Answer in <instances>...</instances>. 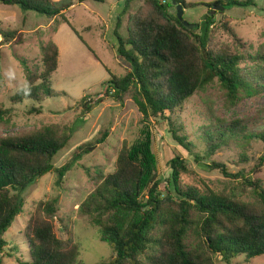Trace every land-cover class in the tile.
<instances>
[{"label": "trees", "instance_id": "16d2710c", "mask_svg": "<svg viewBox=\"0 0 264 264\" xmlns=\"http://www.w3.org/2000/svg\"><path fill=\"white\" fill-rule=\"evenodd\" d=\"M87 1L97 0H76L66 7H56L53 0H0V4L60 20L87 46L66 16L68 9ZM136 1L142 4L132 13L130 7ZM254 2L219 0L204 6L221 5L229 11L253 7ZM177 3L187 8L185 2ZM171 9L169 0H128L123 13L128 15L127 37L120 35L122 18L115 31L119 40L118 57L126 73L113 76L109 72L111 79L104 84L108 87L105 98L120 104L131 98L146 119L167 121L179 146L199 163L214 157L231 141L240 147L257 141L264 144V129L254 132L249 121L226 123L217 115L203 126L196 142L182 135L185 131L180 114L185 106L216 82L225 91L228 109L237 105L242 93L253 97L264 92V46L259 54L251 55L247 45L230 29L234 41L245 50L242 54L231 53L212 39L215 16L208 13L201 27L191 24L193 28H189ZM22 41L17 31L0 29V52L4 46L21 45ZM42 55L41 65L20 59L32 91L28 96L16 93L11 99L14 105L32 102L30 115H42L43 104L57 97L52 77L59 69V47L50 42L42 48ZM101 102L99 99L95 104H85L79 119L87 120ZM11 114V109L0 108V123L9 120ZM73 132L72 128L52 126L0 139V255L6 254L9 243L5 235L23 210L16 192L28 190L48 174L56 175L60 185L75 163L88 155L91 143L81 145L71 163L61 168L54 165ZM108 136L105 133L96 143L105 142ZM202 145L204 151L195 153L194 149ZM261 162L264 163V157ZM166 167L171 189L164 194L160 191L158 161L149 134L141 145L124 146L114 172H100L93 178L96 189L82 203L80 212L89 217L99 230L101 241L112 249L111 260L99 264H217L218 258L226 264H249L254 258L264 256L262 180L234 175L223 163L213 161L207 166L239 181L236 183L239 191L247 195L243 199L235 188L225 194L185 185L182 176L190 171L180 156L167 162ZM58 202L54 198L38 203L25 230L29 261L19 264H86L80 260V245L57 234Z\"/></svg>", "mask_w": 264, "mask_h": 264}, {"label": "rangeland", "instance_id": "374dc122", "mask_svg": "<svg viewBox=\"0 0 264 264\" xmlns=\"http://www.w3.org/2000/svg\"><path fill=\"white\" fill-rule=\"evenodd\" d=\"M178 1L187 5L184 9V21L192 25L201 27L208 13L215 16L211 36L218 47L234 54L245 52L230 35L229 30L232 29L247 45L248 53H260L264 46V0H255V6L250 8H233L229 11L226 8L217 11L214 7L204 6L219 0H169L173 14L178 13V5L175 4ZM53 2L56 7H66L76 3V0ZM127 2L128 0L87 1L66 11L70 24L88 47L60 20L54 21L35 12L25 13L18 6L0 4V29L17 31L23 39L21 45H7L1 49L0 70L12 64L17 67L19 77L24 79L25 72L20 59L41 65L44 46L54 42L60 50L59 69L52 77V88L57 97L48 99L43 104L42 115H30L32 102L14 105L11 99L17 93L15 87L0 83V108L12 111L11 118L0 123V139L33 133L44 127L72 128L74 132L68 146L54 160V165L58 168L71 163L75 151L81 145L92 144L88 155L75 163L73 170L60 185L57 184L56 175L48 174L28 190L16 192L23 202V210L5 235L9 245L6 254L0 255V264L29 261L26 227L38 203L54 198L59 199L57 216L60 225L56 228L59 237L78 243L81 247L80 260L86 264L109 262L113 256L112 249L101 241L99 230L92 225L89 217L82 215L80 207L96 189L93 178L100 172H114L124 146L131 148L141 145L149 134L152 152L158 161L160 191L164 194L171 189L168 184L170 172L166 164L176 156L185 161L190 171L188 175L182 176L183 183L204 192L211 189L217 193L229 194L235 188L236 192L243 194L236 185L239 181L226 178L220 171H212L207 167L213 161L223 163L234 175L244 174L253 180L260 179L264 182V163L261 162L264 144L261 142L240 147L237 142L231 141L228 147L218 151L214 157L199 163L179 146L170 133L167 121L162 118L146 119L131 98H126L123 104L105 98L108 87L104 84L111 79L109 72L113 76L126 73L125 66H122L118 57L119 40L115 31L122 18L120 35L127 37L128 15L123 14ZM141 4L140 1L133 2L130 12H137ZM191 6L193 8H189ZM99 99L103 102L82 122L79 117L83 106L95 104ZM214 115L226 123L235 120L249 121L254 132L260 131L264 129V92L253 97L242 93L237 105L228 109L225 91L216 82L206 92L194 96L185 106L180 114L185 131L182 135L196 142L203 126L208 125ZM173 119L176 120L177 117L174 116ZM220 129L222 127L218 130ZM105 133L109 134L106 141L97 144L96 141ZM202 148L203 145L195 148L194 152L204 151ZM247 189L249 192L250 189ZM242 198L247 199V195H242ZM217 264L226 263L218 258ZM249 264H264V256L254 258Z\"/></svg>", "mask_w": 264, "mask_h": 264}, {"label": "clouds", "instance_id": "9594fccd", "mask_svg": "<svg viewBox=\"0 0 264 264\" xmlns=\"http://www.w3.org/2000/svg\"><path fill=\"white\" fill-rule=\"evenodd\" d=\"M0 83H6L15 87L17 94L28 96L31 94V82L27 79H21L18 75L17 67L9 64L0 70Z\"/></svg>", "mask_w": 264, "mask_h": 264}, {"label": "water", "instance_id": "95a60500", "mask_svg": "<svg viewBox=\"0 0 264 264\" xmlns=\"http://www.w3.org/2000/svg\"><path fill=\"white\" fill-rule=\"evenodd\" d=\"M175 4L178 5V7H177L178 8L177 15L179 17V20L182 21V22H184V24L187 27L193 28V26L190 23L184 21V9H183L182 5L177 4V2H175ZM214 9L217 10V11H223L225 8L223 6H215Z\"/></svg>", "mask_w": 264, "mask_h": 264}, {"label": "crops", "instance_id": "0c3cea01", "mask_svg": "<svg viewBox=\"0 0 264 264\" xmlns=\"http://www.w3.org/2000/svg\"><path fill=\"white\" fill-rule=\"evenodd\" d=\"M75 4V3H74ZM74 7V6H73Z\"/></svg>", "mask_w": 264, "mask_h": 264}]
</instances>
